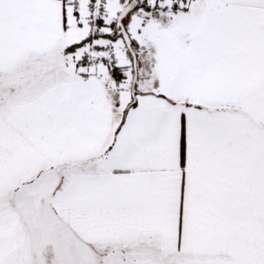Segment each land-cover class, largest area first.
I'll list each match as a JSON object with an SVG mask.
<instances>
[{"label":"snow or ice","instance_id":"6c2138e0","mask_svg":"<svg viewBox=\"0 0 264 264\" xmlns=\"http://www.w3.org/2000/svg\"><path fill=\"white\" fill-rule=\"evenodd\" d=\"M0 264H264V0H0Z\"/></svg>","mask_w":264,"mask_h":264}]
</instances>
